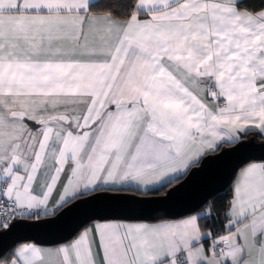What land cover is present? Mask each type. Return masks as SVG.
<instances>
[{"label": "snow or ice", "instance_id": "1", "mask_svg": "<svg viewBox=\"0 0 264 264\" xmlns=\"http://www.w3.org/2000/svg\"><path fill=\"white\" fill-rule=\"evenodd\" d=\"M129 7L119 20L89 0H0V235L41 221L33 210L57 190L59 215L89 206L71 241L22 243L0 264L45 253L57 264H264V161L237 174L227 234L202 231L211 202L159 224L111 214L171 185L167 198L219 142L234 151L249 131L264 134V10L240 0ZM257 246L259 260L245 259Z\"/></svg>", "mask_w": 264, "mask_h": 264}, {"label": "water", "instance_id": "2", "mask_svg": "<svg viewBox=\"0 0 264 264\" xmlns=\"http://www.w3.org/2000/svg\"><path fill=\"white\" fill-rule=\"evenodd\" d=\"M232 147L231 144L223 146L201 160L199 165L194 164L188 175L173 183L178 187L167 198L156 194L149 195L150 199L143 203L136 200L116 202L111 214L125 221H155L159 215L175 219L196 213L213 195L231 184L240 167L251 161H264V139L248 136L244 147L234 151ZM88 207L81 205L63 215H59V209L51 215L41 216V221L25 219L8 235H0V257L25 242L50 246L70 240L85 220Z\"/></svg>", "mask_w": 264, "mask_h": 264}, {"label": "trees", "instance_id": "3", "mask_svg": "<svg viewBox=\"0 0 264 264\" xmlns=\"http://www.w3.org/2000/svg\"><path fill=\"white\" fill-rule=\"evenodd\" d=\"M130 4H131V0H95L94 2L90 3L92 13H109L110 12L114 18L119 19V20L124 19L128 15V13L131 11V8L129 7ZM263 5H264V0H240V6L243 8H247L250 11L259 10L263 7ZM248 136H254L256 140L264 139V136H262L260 133L256 132L255 130L249 131L247 133V137ZM227 145L229 144H220V148L223 146H227ZM182 177L183 176H180V178ZM178 180L177 179L173 180L172 184L177 182ZM169 186L170 185H165L163 189H160L159 191H155V192H150L149 195L162 194L163 192H165V190ZM230 186L231 184L224 191L213 195L209 199V201L206 203V205H204L202 208H200V210L197 211L199 212L202 209H204L208 205L209 202L213 204L212 217L208 219V218L201 216V219L199 220V223L202 226V230H211L217 235L224 232V225L227 220L225 218V212L227 210V202L231 196ZM57 210H59V208ZM57 210L50 213V215L55 213ZM41 216H44V215H41ZM160 219H166V218L159 215L156 220H160ZM10 251L11 250H9L8 252Z\"/></svg>", "mask_w": 264, "mask_h": 264}, {"label": "crops", "instance_id": "4", "mask_svg": "<svg viewBox=\"0 0 264 264\" xmlns=\"http://www.w3.org/2000/svg\"><path fill=\"white\" fill-rule=\"evenodd\" d=\"M95 0H89V3H92V2H94ZM260 10H264V5H263V7L261 8V9H259V10H256V11H253V12H257V11H260ZM95 14H105V13H95ZM143 15V14H142ZM114 18V17H113ZM114 19H116V18H114ZM256 132H258V133H260L258 130H255ZM261 134V133H260ZM262 136H264V134H261ZM220 144H230V142L229 141H227V140H224V141H221V142H219ZM251 162H261V161H251ZM249 163V162H248ZM248 163H246V164H248ZM246 164H244L242 167H240L239 169H238V171L236 172V174H235V176H234V178H233V180H232V183H231V186H230V189H232V185H233V182H234V180L236 179V177H237V174L239 173V171H240V169L241 168H243ZM175 180V179H174ZM173 181V180H172ZM63 178L61 179V184H63ZM58 195H59V190H57V192L56 193H54V195H53V197H52V199L50 200V202H49V204H48V206H47V209H43V208H41V209H34L33 210V212L34 211H39V212H41V214L43 215V213L45 212V211H48L49 213H52V212H54L55 210H57L58 208H54L53 207V205H54V203H55V201H56V199H58ZM231 195H232V193H231ZM230 198H231V196H230ZM206 208V207H205ZM204 208V209H205ZM204 209H202L201 211H199V212H202ZM199 212H197V213H199ZM193 214H196V213H193ZM193 214H189V215H193ZM189 215H185V216H182V217H186V216H189ZM179 218H181V217H179ZM179 218H175V219H160V220H155V221H127V222H145V223H148V224H159L161 221H163V220H177V219H179ZM227 224V220H226V222H225V225ZM225 225H224V232L223 233H221V234H219V235H224V234H227V230L225 229ZM234 230V229H233ZM202 231H208V230H202ZM73 238V237H72ZM72 238L70 239V240H68V241H71L72 240ZM68 241H66V242H68ZM66 242H63V243H60V244H56V245H50V246H45V245H38V246H40L42 249H54L55 247H57L58 245H61V244H64V243H66ZM25 243H31V242H25ZM208 242L207 241H205V244H207ZM22 244V243H21ZM18 246V245H17ZM16 246V247H17ZM15 247V248H16ZM93 252H94V255L95 254H97L98 252H99V249H98V246H97V248H94L93 249ZM245 259H249V260H259V252H258V246L257 247H254V248H252L249 252H247L246 254H245V257H244ZM57 257L55 256V255H52V254H48V253H45L44 254V256H43V259L41 260V261H39V264H57ZM102 259V255H98L97 256V264H100V260Z\"/></svg>", "mask_w": 264, "mask_h": 264}, {"label": "built area", "instance_id": "5", "mask_svg": "<svg viewBox=\"0 0 264 264\" xmlns=\"http://www.w3.org/2000/svg\"><path fill=\"white\" fill-rule=\"evenodd\" d=\"M34 212H37V211H34Z\"/></svg>", "mask_w": 264, "mask_h": 264}]
</instances>
